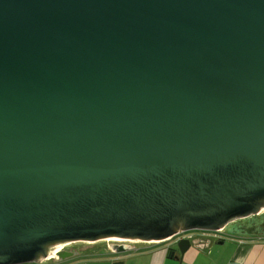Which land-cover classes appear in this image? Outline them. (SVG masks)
<instances>
[{"label": "water", "instance_id": "obj_1", "mask_svg": "<svg viewBox=\"0 0 264 264\" xmlns=\"http://www.w3.org/2000/svg\"><path fill=\"white\" fill-rule=\"evenodd\" d=\"M262 210L264 0H0V264Z\"/></svg>", "mask_w": 264, "mask_h": 264}, {"label": "crops", "instance_id": "obj_2", "mask_svg": "<svg viewBox=\"0 0 264 264\" xmlns=\"http://www.w3.org/2000/svg\"><path fill=\"white\" fill-rule=\"evenodd\" d=\"M227 227L222 230V233L197 231L200 234L189 236V247L183 256L182 264H197L200 256L205 257V260L204 262L199 261V264H264V234H243L235 231L229 234ZM216 235H224L225 238ZM227 238L228 241L225 240ZM165 244H146L143 246L146 247L145 254H143L147 264H162L166 259L178 262L168 256V247H165ZM101 254L107 256L108 251L82 252L80 255L83 262L80 264H110L112 259L104 261ZM80 255L77 256L78 258H74L79 260ZM126 257L128 259V256L123 254L119 258L125 260ZM74 258L64 261L45 260L38 264H47L50 261L60 264L70 262Z\"/></svg>", "mask_w": 264, "mask_h": 264}, {"label": "rangeland", "instance_id": "obj_3", "mask_svg": "<svg viewBox=\"0 0 264 264\" xmlns=\"http://www.w3.org/2000/svg\"><path fill=\"white\" fill-rule=\"evenodd\" d=\"M227 228H228L227 232H229V234L233 231H235L236 233L238 232V233H243V234H249V233L252 234L255 231V233H261V234L263 233L264 234V212H262L256 216H252L250 218L238 220V221L230 224ZM190 233H192V235L200 234V232H197V231L185 232L180 237H178L174 241V243L177 242L181 237H187L188 234H190ZM216 236L217 237L220 236L221 238H225V237H223L224 235H216ZM225 240L228 241L229 239L227 238ZM108 242H114V241H107L106 240V242L105 241L104 242L99 241L98 243L81 242V243H75V244H73V246H81L83 244L84 245L90 244V247L94 246V248H95L94 251H100L101 252L102 250H104L105 244H107ZM137 244H142V245L134 244L135 247L133 250L124 253V256L125 255L128 256V259L126 257V259L124 260V264H147V261L145 260L146 257L144 256V254H145L144 252H145L146 247H143L147 243H137ZM173 249L176 250V255H177V253H179V249H178L177 244L175 245V248L173 247ZM116 255L119 256L121 254H110L107 256H104L101 254V256L103 257L102 259L104 261H107V260L110 261L111 259H114ZM77 258L72 259L70 262L67 261V262H62L60 264H80L81 262H83L81 255L79 257V260H77ZM92 258H96V257H92ZM204 258L205 257L200 256L197 264H199V261L204 262V260H205ZM75 260H77V261H75ZM24 264H37V263H24ZM47 264H56V263L50 261ZM162 264H178V262H175L172 259H170V260L166 259V260H164V263H162Z\"/></svg>", "mask_w": 264, "mask_h": 264}, {"label": "flooded vegetation", "instance_id": "obj_4", "mask_svg": "<svg viewBox=\"0 0 264 264\" xmlns=\"http://www.w3.org/2000/svg\"><path fill=\"white\" fill-rule=\"evenodd\" d=\"M183 234V233H182ZM181 234V235H182ZM181 235H178V236H175V237H173V238H171L170 240H167V241H165L164 243H162V244H165V247H168V256L170 257V258H175V256H179V253H177V255H176V250H174L173 249V247L175 248V245L177 244V246H178V242H179V240L180 239H182V238H186V239H189V236H191L192 235V233H190V234H188V236L187 237H181L177 242H175L174 243V241L178 238V237H180ZM101 242V241H100ZM96 243H98V242H96ZM111 242H108L107 244H105V248H104V250H106L107 251V245L108 244H110ZM73 244H75V243H73ZM73 244L72 243H65V244H63V245H61L62 247H60L61 248V250H66V251H68V250H70V249H72V250H74V251H80V250H83L82 252H85V251H92V250H94L95 248H94V246H92V247H90V244H88V245H81V246H73ZM135 244H137V243H135ZM161 244V245H162ZM93 245V244H92ZM53 246H56V245H53ZM58 246V245H57ZM179 249V248H178ZM104 250H102V251H104ZM81 251H80V253H82ZM80 253H79V255H80ZM108 253H109V251H108ZM112 254V253H111ZM78 255V256H79ZM108 255H110V254H108ZM121 256V255H120ZM119 256V257H120ZM77 257V256H76ZM118 258V256H115V258ZM58 260V259H57ZM56 264H59V263H56Z\"/></svg>", "mask_w": 264, "mask_h": 264}, {"label": "bare ground", "instance_id": "obj_5", "mask_svg": "<svg viewBox=\"0 0 264 264\" xmlns=\"http://www.w3.org/2000/svg\"><path fill=\"white\" fill-rule=\"evenodd\" d=\"M262 212H264V210H262ZM107 241L123 242L124 240H122V239H115V238H108ZM101 242H104V240L101 241ZM105 242H106V241H105ZM132 242H137V243H139V241H132ZM158 242H159V241H158ZM152 243H153V242H152ZM150 244H151V242H150ZM59 247H61V246H57V248H59ZM57 248H56V249H57ZM52 255H53L52 252H50L49 257H51Z\"/></svg>", "mask_w": 264, "mask_h": 264}, {"label": "trees", "instance_id": "obj_6", "mask_svg": "<svg viewBox=\"0 0 264 264\" xmlns=\"http://www.w3.org/2000/svg\"><path fill=\"white\" fill-rule=\"evenodd\" d=\"M243 232V231H242ZM254 233H255V231H254ZM136 245H142V244H136Z\"/></svg>", "mask_w": 264, "mask_h": 264}]
</instances>
